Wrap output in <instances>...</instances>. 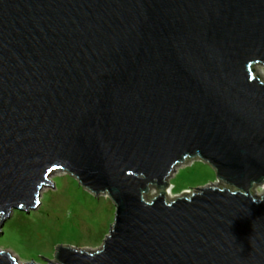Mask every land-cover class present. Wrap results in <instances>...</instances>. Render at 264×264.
Returning <instances> with one entry per match:
<instances>
[{
    "label": "water",
    "instance_id": "1",
    "mask_svg": "<svg viewBox=\"0 0 264 264\" xmlns=\"http://www.w3.org/2000/svg\"><path fill=\"white\" fill-rule=\"evenodd\" d=\"M255 64L264 0H0V231L62 171L114 221L99 250L47 264H264ZM189 157L223 186L146 198Z\"/></svg>",
    "mask_w": 264,
    "mask_h": 264
},
{
    "label": "rangeland",
    "instance_id": "2",
    "mask_svg": "<svg viewBox=\"0 0 264 264\" xmlns=\"http://www.w3.org/2000/svg\"><path fill=\"white\" fill-rule=\"evenodd\" d=\"M255 75L264 81L262 65L253 66ZM41 189L36 209L12 211L5 218L0 233V251L8 252L20 263L47 264L54 261L58 247H69L94 252L102 247L114 221L115 206L106 194L97 197L68 173L55 171ZM166 187L150 186L147 199L163 192L166 201L192 193L208 185L223 186L217 182L215 170L196 157L178 164L165 181ZM169 191V195H168ZM256 196L264 193V184L251 189Z\"/></svg>",
    "mask_w": 264,
    "mask_h": 264
},
{
    "label": "bare ground",
    "instance_id": "3",
    "mask_svg": "<svg viewBox=\"0 0 264 264\" xmlns=\"http://www.w3.org/2000/svg\"><path fill=\"white\" fill-rule=\"evenodd\" d=\"M172 173H173V172H172ZM172 173H171V174H172ZM171 174H170V175H171ZM48 186H49V185H48ZM186 192H187V191H186ZM168 195H169V191H168Z\"/></svg>",
    "mask_w": 264,
    "mask_h": 264
}]
</instances>
